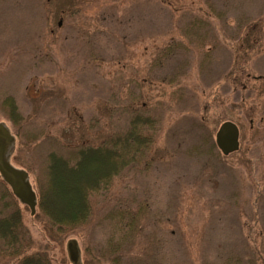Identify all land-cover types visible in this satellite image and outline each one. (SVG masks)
Returning <instances> with one entry per match:
<instances>
[{
	"label": "rangeland",
	"instance_id": "374dc122",
	"mask_svg": "<svg viewBox=\"0 0 264 264\" xmlns=\"http://www.w3.org/2000/svg\"><path fill=\"white\" fill-rule=\"evenodd\" d=\"M190 19L205 24L192 28ZM186 31L206 34L209 45L160 68L158 57L172 43H184ZM239 48L249 81L246 90L234 92L223 78ZM177 75L186 85L174 95L177 86L169 81ZM7 97L26 121L13 156L34 168L27 173L36 191L51 148L128 126V97L162 115L163 106L153 103L171 109L152 148L153 162L125 171L102 194L94 213L101 227L94 233L56 244L25 213L34 243L48 244L55 264H70V239L81 250L100 248L109 211L145 204L160 246L147 249L137 240L132 254L147 253L160 264H221L230 254L257 252V263L264 264V0H0V123L15 133L3 106ZM241 97L245 104L238 106ZM192 112L205 121L211 142L202 143L187 122ZM225 122L239 127L240 153L224 156L216 146ZM28 133L38 136L27 142Z\"/></svg>",
	"mask_w": 264,
	"mask_h": 264
},
{
	"label": "trees",
	"instance_id": "16d2710c",
	"mask_svg": "<svg viewBox=\"0 0 264 264\" xmlns=\"http://www.w3.org/2000/svg\"><path fill=\"white\" fill-rule=\"evenodd\" d=\"M200 23H202L201 25L205 24L204 21L190 19L188 25L197 28ZM205 35L201 32L189 33L186 31L184 43L175 42L167 46L158 57L157 65L161 64V68L167 60L170 61L176 55L186 54L190 50L200 52V49L204 48L205 42L209 45ZM248 42L249 40H247V45L250 44ZM246 50L250 51L251 49L248 46ZM244 55L241 54L239 48L233 69L223 78L227 85L233 87L234 92L246 90L249 81L245 74V68L238 63L241 60L244 61ZM203 57V60H206L208 53ZM184 65V63L178 64L177 69L180 71ZM204 65L207 66L208 63L205 62ZM206 66L204 67L207 68ZM180 76L172 77L169 81L170 84L177 86L172 92L174 95L178 90H183L186 85L180 80ZM200 87L202 90L206 88L205 85H200ZM175 98L181 102L183 96L178 95ZM240 100L238 106L244 105V98L241 97ZM153 104L157 108L163 106L165 114L162 115L156 108H151L147 102L140 103L139 98L128 97V102L123 107V113L128 120L126 128L118 131L103 129L101 133L92 138L82 139L79 143H64L60 146V150L51 148L40 166L43 175H40L41 179L38 180L37 191L33 188L36 195L34 215H31L30 209L14 196L11 188L0 175V264H55L50 256V246L48 244L38 246L34 243L24 222L25 213L29 212L33 220L41 225L48 241L56 244L62 243L70 235L82 236L86 232L94 233L95 228L101 227L95 226L94 213L95 206L100 204L102 194L109 191L114 180L125 171L135 168L136 165L143 164L145 161L153 162L149 158L152 148L162 129L165 115L171 111L162 101ZM3 106L7 110L5 111L7 120L13 123L15 130V133H12L14 141L8 152L10 162L13 161L21 169L34 173L33 167L27 165L18 155L13 156L16 140L18 139L20 144L23 141L22 131L25 129L26 121L19 113L12 97L5 98ZM190 114L194 117L191 118L187 114L186 116L189 118L187 122L193 123L195 130L199 133V140L202 143L211 142L212 134L207 132L205 121L195 112ZM244 118H246L247 122H245L250 129L253 130L254 115L252 110H247ZM244 124L243 121L242 125ZM27 136V142L34 141L35 137L33 136L37 137L38 134L28 133ZM238 151L237 153H240ZM147 158L149 159L147 160ZM145 169L147 168L145 167ZM20 205L24 208L22 209ZM147 209L145 204L135 209L126 207L109 211L103 220L106 223L104 227L105 243L100 248H95V246L83 250L79 248L81 264H160L157 258H150L147 253L143 252L140 255L131 253L137 240L139 244L144 243V247L147 249L160 246V241L156 239V227L154 223H150V218L146 215ZM67 243L66 255L69 263L72 264L67 251ZM153 256L155 255L153 254ZM257 257V252L253 255L234 253L224 257L221 264H258Z\"/></svg>",
	"mask_w": 264,
	"mask_h": 264
},
{
	"label": "water",
	"instance_id": "95a60500",
	"mask_svg": "<svg viewBox=\"0 0 264 264\" xmlns=\"http://www.w3.org/2000/svg\"><path fill=\"white\" fill-rule=\"evenodd\" d=\"M216 145L225 156L233 154L239 150V129L232 122L223 123L215 136ZM14 136L10 129L0 123V175L9 185L15 197L27 206L31 215L35 214L36 195L29 180L27 171L16 168L8 156V152ZM67 251L72 264H81V253L76 240L67 243Z\"/></svg>",
	"mask_w": 264,
	"mask_h": 264
}]
</instances>
